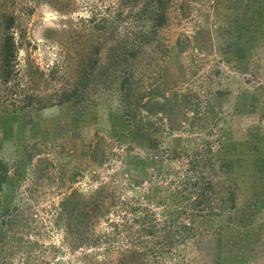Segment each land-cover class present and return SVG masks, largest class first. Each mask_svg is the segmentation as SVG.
<instances>
[{
	"label": "rangeland",
	"instance_id": "1",
	"mask_svg": "<svg viewBox=\"0 0 264 264\" xmlns=\"http://www.w3.org/2000/svg\"><path fill=\"white\" fill-rule=\"evenodd\" d=\"M107 7L113 13L116 0H0V20L15 19L20 77L30 67L45 75L55 71L54 87L76 81L80 65L100 43L89 21L107 15ZM126 13L118 31L128 35L129 46H138L132 39L141 24ZM146 23L140 29L147 30ZM93 59L100 63L98 74L85 84L77 104L0 114V159L8 169L0 193V264H116L121 259L120 249H74L78 242L60 216V203L75 190L85 203L104 186L123 194L119 156L124 146L110 138L109 128L123 123L119 85L128 71L124 65L108 70L105 53ZM129 66L137 91L161 86L196 96L201 111L217 107L224 122L213 131L224 128L229 149H235L230 175L238 187L235 230L224 235L220 261L239 264L243 256L244 264H264V0H172L166 25ZM25 80L22 85L29 88ZM43 87L34 89L42 97L49 95L41 94ZM203 134L211 137L207 130ZM156 137L171 143L168 134ZM91 147L98 160L105 152L103 165L91 162ZM133 153L145 157L148 150ZM107 225L101 221L96 233L107 231ZM202 249H187L189 264L215 263V255Z\"/></svg>",
	"mask_w": 264,
	"mask_h": 264
},
{
	"label": "trees",
	"instance_id": "2",
	"mask_svg": "<svg viewBox=\"0 0 264 264\" xmlns=\"http://www.w3.org/2000/svg\"><path fill=\"white\" fill-rule=\"evenodd\" d=\"M171 3L172 0H116L113 13L107 7V15L91 18V32L99 34L100 43L80 65L77 80H64L59 87L53 85L57 84L55 71L45 75L28 67L20 77L12 32L15 19L4 15L0 20L3 117L77 104L83 98L85 84L98 74L100 63L93 58L100 53L109 60L108 70L124 65L128 71L119 85L123 123L112 125L109 136L124 146L119 156L120 173L123 194L128 191L130 195L117 193L113 187V191H105L108 186H104L97 188L87 203L77 190L60 203V216L66 217V229L78 242L74 249H120L121 259L116 264H189L184 253L188 248L199 251L201 246L215 255L214 264H222L224 235L235 230L232 214L236 211L238 187L230 175L235 149H229L224 128L213 131L214 126L218 128L224 122L216 113L217 107L211 104L208 110L203 107L201 111L198 98L190 93L164 91L161 86L140 92L134 87L129 65L143 55L164 28ZM124 11L127 18L141 24L132 39L138 46H129L128 35L118 31ZM142 22H147V30L140 29ZM26 77L29 88L22 85ZM42 84L41 94H49L44 97L34 90ZM206 130L210 138L203 134ZM160 133L169 135L170 145L156 137ZM137 148H145L148 154L142 157L133 153ZM95 153V147H91V162L103 165L105 152L100 160ZM7 181L8 169L0 159V193ZM103 220L108 230L97 234L95 227ZM3 226L0 216V242ZM238 263H245L243 256Z\"/></svg>",
	"mask_w": 264,
	"mask_h": 264
}]
</instances>
